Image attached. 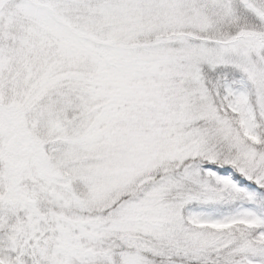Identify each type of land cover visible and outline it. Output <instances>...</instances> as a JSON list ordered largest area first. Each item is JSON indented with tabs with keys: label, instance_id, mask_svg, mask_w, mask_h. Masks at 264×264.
I'll use <instances>...</instances> for the list:
<instances>
[{
	"label": "snow or ice",
	"instance_id": "snow-or-ice-1",
	"mask_svg": "<svg viewBox=\"0 0 264 264\" xmlns=\"http://www.w3.org/2000/svg\"><path fill=\"white\" fill-rule=\"evenodd\" d=\"M0 264H264V0H0Z\"/></svg>",
	"mask_w": 264,
	"mask_h": 264
}]
</instances>
